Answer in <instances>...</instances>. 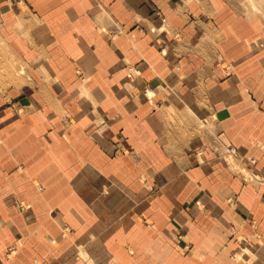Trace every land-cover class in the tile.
<instances>
[{"label":"crops","instance_id":"obj_1","mask_svg":"<svg viewBox=\"0 0 264 264\" xmlns=\"http://www.w3.org/2000/svg\"><path fill=\"white\" fill-rule=\"evenodd\" d=\"M0 39V264H264V0H0Z\"/></svg>","mask_w":264,"mask_h":264},{"label":"rangeland","instance_id":"obj_2","mask_svg":"<svg viewBox=\"0 0 264 264\" xmlns=\"http://www.w3.org/2000/svg\"><path fill=\"white\" fill-rule=\"evenodd\" d=\"M162 30L163 31H169L168 27H167V22L165 24H162ZM152 31L154 32V30L152 29ZM133 73H135V70H133L132 68L128 69L127 71V75L128 77H132ZM28 77V72H27V66L26 64H24L21 60L17 59L16 57H14L9 50L7 49V46L5 45V43L3 42V40L0 39V91H5L11 86V85H18L22 82H25L27 80ZM9 105L15 110V105L13 102H9ZM16 112V110H15ZM73 121L70 118H66L63 120V124L69 125L72 124ZM227 149L228 151H232V155L234 158V162L231 160V162L236 163L237 161L234 157V151L232 150V148L228 147L226 149H224L221 152H218L217 150V155H219V157H221L226 163L227 165L232 169V165L231 163H229V158L227 156ZM221 153V155H220ZM238 165V164H237ZM236 169V170H235ZM232 169L234 171H238L244 174V176L248 179H255L253 177H256L255 175H253L248 171L246 172H242L240 169V166L238 165V168ZM23 206L21 204H19V208H22Z\"/></svg>","mask_w":264,"mask_h":264},{"label":"built area","instance_id":"obj_3","mask_svg":"<svg viewBox=\"0 0 264 264\" xmlns=\"http://www.w3.org/2000/svg\"><path fill=\"white\" fill-rule=\"evenodd\" d=\"M161 21H162V24H165L166 23V20H165V18H161ZM227 155L229 154V153H231L232 154V151H228V149H227ZM252 177H253V175H252ZM253 178H255L256 179V177H253Z\"/></svg>","mask_w":264,"mask_h":264},{"label":"bare ground","instance_id":"obj_4","mask_svg":"<svg viewBox=\"0 0 264 264\" xmlns=\"http://www.w3.org/2000/svg\"><path fill=\"white\" fill-rule=\"evenodd\" d=\"M233 156V155H232Z\"/></svg>","mask_w":264,"mask_h":264}]
</instances>
